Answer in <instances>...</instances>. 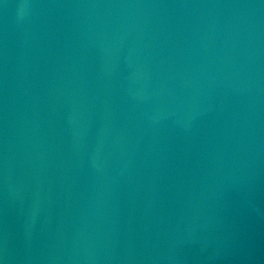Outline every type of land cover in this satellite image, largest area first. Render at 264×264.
<instances>
[{
	"label": "water",
	"instance_id": "water-1",
	"mask_svg": "<svg viewBox=\"0 0 264 264\" xmlns=\"http://www.w3.org/2000/svg\"><path fill=\"white\" fill-rule=\"evenodd\" d=\"M0 264H264V0H0Z\"/></svg>",
	"mask_w": 264,
	"mask_h": 264
}]
</instances>
